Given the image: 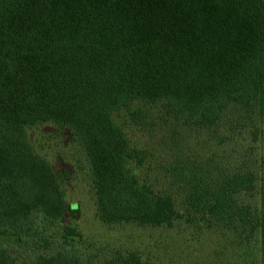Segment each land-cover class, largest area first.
Listing matches in <instances>:
<instances>
[{
    "label": "trees",
    "instance_id": "1",
    "mask_svg": "<svg viewBox=\"0 0 264 264\" xmlns=\"http://www.w3.org/2000/svg\"><path fill=\"white\" fill-rule=\"evenodd\" d=\"M43 126L77 146L103 224L264 252V0H0V264H155L81 249Z\"/></svg>",
    "mask_w": 264,
    "mask_h": 264
},
{
    "label": "rangeland",
    "instance_id": "2",
    "mask_svg": "<svg viewBox=\"0 0 264 264\" xmlns=\"http://www.w3.org/2000/svg\"><path fill=\"white\" fill-rule=\"evenodd\" d=\"M30 137L36 150L54 168L68 172L66 199L71 205L78 204L80 216L67 223L80 233L82 250L105 252L109 248H120L136 251L155 264H264V252L256 245L251 247L252 244L242 243L221 230L197 232L186 227L168 229L103 224L96 216L85 161L77 146L68 140L66 132L43 126L30 131ZM203 151L207 150L203 148ZM258 153L264 158V139L258 142ZM167 158L162 155V159Z\"/></svg>",
    "mask_w": 264,
    "mask_h": 264
}]
</instances>
